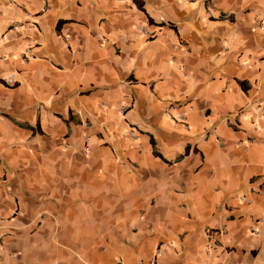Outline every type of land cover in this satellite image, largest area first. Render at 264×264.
Returning a JSON list of instances; mask_svg holds the SVG:
<instances>
[{
  "label": "crops",
  "instance_id": "crops-1",
  "mask_svg": "<svg viewBox=\"0 0 264 264\" xmlns=\"http://www.w3.org/2000/svg\"><path fill=\"white\" fill-rule=\"evenodd\" d=\"M115 259L264 264V0H0V264Z\"/></svg>",
  "mask_w": 264,
  "mask_h": 264
},
{
  "label": "built area",
  "instance_id": "built-area-1",
  "mask_svg": "<svg viewBox=\"0 0 264 264\" xmlns=\"http://www.w3.org/2000/svg\"><path fill=\"white\" fill-rule=\"evenodd\" d=\"M262 27V26H261ZM4 81L7 85H12L14 84V78L13 76H8L6 78H4ZM240 201L241 202H244V203H247V204H250L252 199L244 194L240 195L239 197ZM220 233V231H219ZM252 233H254L255 235H257V231L255 229L252 230ZM212 246H210L209 248H211ZM109 264H121V260L120 259H115L112 263H109Z\"/></svg>",
  "mask_w": 264,
  "mask_h": 264
},
{
  "label": "trees",
  "instance_id": "trees-1",
  "mask_svg": "<svg viewBox=\"0 0 264 264\" xmlns=\"http://www.w3.org/2000/svg\"><path fill=\"white\" fill-rule=\"evenodd\" d=\"M132 1H136V0H132Z\"/></svg>",
  "mask_w": 264,
  "mask_h": 264
}]
</instances>
